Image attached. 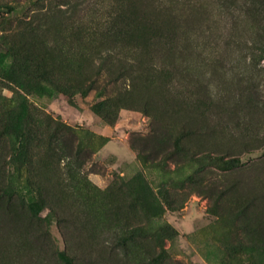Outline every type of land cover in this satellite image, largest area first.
Instances as JSON below:
<instances>
[{
	"label": "rangeland",
	"instance_id": "1",
	"mask_svg": "<svg viewBox=\"0 0 264 264\" xmlns=\"http://www.w3.org/2000/svg\"><path fill=\"white\" fill-rule=\"evenodd\" d=\"M59 252L264 264V0H0V264Z\"/></svg>",
	"mask_w": 264,
	"mask_h": 264
},
{
	"label": "trees",
	"instance_id": "2",
	"mask_svg": "<svg viewBox=\"0 0 264 264\" xmlns=\"http://www.w3.org/2000/svg\"><path fill=\"white\" fill-rule=\"evenodd\" d=\"M32 207L37 210V208H35L37 207L35 204L32 205ZM58 257L63 264H74L73 258L64 252H59Z\"/></svg>",
	"mask_w": 264,
	"mask_h": 264
}]
</instances>
